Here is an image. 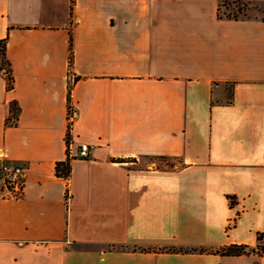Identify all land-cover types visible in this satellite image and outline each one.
I'll return each mask as SVG.
<instances>
[{
  "label": "crops",
  "instance_id": "crops-1",
  "mask_svg": "<svg viewBox=\"0 0 264 264\" xmlns=\"http://www.w3.org/2000/svg\"><path fill=\"white\" fill-rule=\"evenodd\" d=\"M222 1L0 0V264H264V18Z\"/></svg>",
  "mask_w": 264,
  "mask_h": 264
},
{
  "label": "trees",
  "instance_id": "trees-1",
  "mask_svg": "<svg viewBox=\"0 0 264 264\" xmlns=\"http://www.w3.org/2000/svg\"><path fill=\"white\" fill-rule=\"evenodd\" d=\"M237 3V9L239 10L241 8L240 5H245L243 1L236 0V1H222L221 4L225 3ZM229 17V18H238L236 15H221L218 12V17ZM6 42H7V37H3L0 39V70H4L5 77H6V87L8 89L12 88L13 86V76L11 72V65L10 61L7 57L6 54ZM71 57H72V52H71V46L69 45V63H71ZM69 90L70 86H68V101H69ZM19 115V107L16 103V101H10L9 102V114H8V122L10 124H14L18 118ZM66 145L69 144L70 142V125L68 124L67 126V132H66V137H65ZM70 161L71 158L69 154L67 153V156L64 160L57 161L55 163V174L58 177H62L64 179H68L69 173H70ZM260 247V246H258ZM257 247V249H258ZM135 248V247H133ZM262 253H264V246H261ZM165 250L168 251H178L180 249L178 248H166ZM190 250H196V249H190ZM251 249L248 248V246L245 245H236V244H230L227 246H223L220 249L216 250V252L222 254V255H241L249 252Z\"/></svg>",
  "mask_w": 264,
  "mask_h": 264
},
{
  "label": "built area",
  "instance_id": "built-area-1",
  "mask_svg": "<svg viewBox=\"0 0 264 264\" xmlns=\"http://www.w3.org/2000/svg\"><path fill=\"white\" fill-rule=\"evenodd\" d=\"M89 153V145L80 143L75 156L83 158ZM4 154H0V192L6 198H18L22 195L24 187L25 168L4 160ZM262 253L261 246L257 249Z\"/></svg>",
  "mask_w": 264,
  "mask_h": 264
},
{
  "label": "rangeland",
  "instance_id": "rangeland-1",
  "mask_svg": "<svg viewBox=\"0 0 264 264\" xmlns=\"http://www.w3.org/2000/svg\"><path fill=\"white\" fill-rule=\"evenodd\" d=\"M237 5V3L233 2L221 4L219 12L221 15H236L238 18L251 16H261L264 18V4L245 3V5H240L241 8L239 10L237 9ZM156 164L158 166L171 167L176 163L169 158H159L156 160Z\"/></svg>",
  "mask_w": 264,
  "mask_h": 264
}]
</instances>
